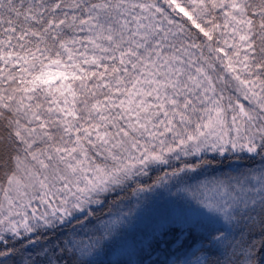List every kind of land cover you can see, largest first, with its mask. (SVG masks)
I'll list each match as a JSON object with an SVG mask.
<instances>
[{"label":"snow or ice","instance_id":"obj_1","mask_svg":"<svg viewBox=\"0 0 264 264\" xmlns=\"http://www.w3.org/2000/svg\"><path fill=\"white\" fill-rule=\"evenodd\" d=\"M0 264H264V0H0Z\"/></svg>","mask_w":264,"mask_h":264},{"label":"rangeland","instance_id":"obj_2","mask_svg":"<svg viewBox=\"0 0 264 264\" xmlns=\"http://www.w3.org/2000/svg\"><path fill=\"white\" fill-rule=\"evenodd\" d=\"M154 206L157 208V210L163 211L164 208L166 207L164 199L162 197L161 198H157L156 201H155ZM149 223H150V220L149 219H145V220H143L141 222V226L142 227H147Z\"/></svg>","mask_w":264,"mask_h":264}]
</instances>
